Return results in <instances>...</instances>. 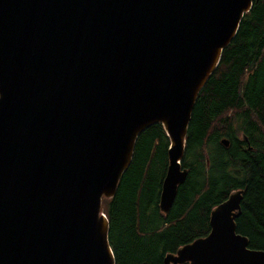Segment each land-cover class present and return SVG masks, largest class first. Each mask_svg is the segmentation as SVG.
<instances>
[{
	"label": "water",
	"instance_id": "95a60500",
	"mask_svg": "<svg viewBox=\"0 0 264 264\" xmlns=\"http://www.w3.org/2000/svg\"><path fill=\"white\" fill-rule=\"evenodd\" d=\"M252 2L0 0V264H115L102 198L154 123L168 212L197 94ZM241 198L229 192L162 264H264L236 231Z\"/></svg>",
	"mask_w": 264,
	"mask_h": 264
},
{
	"label": "trees",
	"instance_id": "16d2710c",
	"mask_svg": "<svg viewBox=\"0 0 264 264\" xmlns=\"http://www.w3.org/2000/svg\"><path fill=\"white\" fill-rule=\"evenodd\" d=\"M167 145L160 123L143 129L115 194L102 198L115 264H162L165 253L208 232L210 209L235 189L242 190L236 231L264 250V0L243 14L197 94L181 160L187 175L163 213Z\"/></svg>",
	"mask_w": 264,
	"mask_h": 264
}]
</instances>
